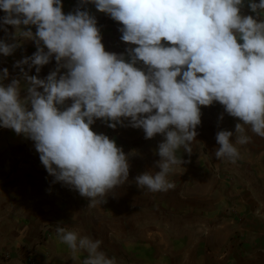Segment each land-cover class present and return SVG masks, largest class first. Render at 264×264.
Segmentation results:
<instances>
[{
	"label": "clouds",
	"instance_id": "obj_1",
	"mask_svg": "<svg viewBox=\"0 0 264 264\" xmlns=\"http://www.w3.org/2000/svg\"><path fill=\"white\" fill-rule=\"evenodd\" d=\"M89 4L121 25L126 55L106 51ZM63 7L62 0H0V30L15 29L13 43L0 39V55L11 56L22 40L37 49L15 63L20 76L11 83H3L7 68L0 73V128L34 142L53 182L89 207L105 203L130 171L115 139L93 131L97 120L142 129L147 140L163 137L159 171L135 178L152 193L174 188L168 177L185 163L177 153L191 154L203 107L219 103L220 121L224 113L239 121L235 133L217 132V160L235 164L248 133L264 138V0H78L67 14ZM53 59L55 69L39 78ZM33 68L37 75H29ZM56 232L73 255L87 252L83 264H117L101 240Z\"/></svg>",
	"mask_w": 264,
	"mask_h": 264
},
{
	"label": "crops",
	"instance_id": "obj_2",
	"mask_svg": "<svg viewBox=\"0 0 264 264\" xmlns=\"http://www.w3.org/2000/svg\"><path fill=\"white\" fill-rule=\"evenodd\" d=\"M77 2L62 0L65 14ZM87 9L97 19L106 51L126 55L121 25L92 4ZM243 11L253 15L247 7ZM7 27L0 39L13 43L15 29ZM36 50L34 42L22 40L11 56L0 55V73L9 71L5 85L20 76L15 63ZM55 67L53 59L39 78ZM29 75H37L34 68ZM201 111L192 152L182 148L177 153L185 163L168 177L174 188L157 193L139 188L135 178L159 171L155 153L163 137L147 140L142 129H112L97 120L93 131L115 139L129 157L130 171L128 182L93 207L78 192L53 182L34 142L0 128V264H83L87 252L73 255L58 239V226L101 240V250L117 264H264V138L248 133L251 140L238 146L235 164L219 161L216 134L235 133L239 121L226 113L220 121L224 109L219 103Z\"/></svg>",
	"mask_w": 264,
	"mask_h": 264
}]
</instances>
